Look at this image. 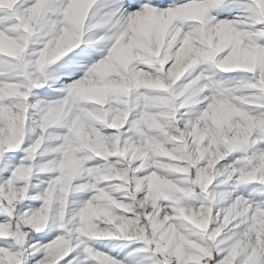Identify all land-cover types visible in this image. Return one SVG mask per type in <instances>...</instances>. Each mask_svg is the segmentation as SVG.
I'll return each instance as SVG.
<instances>
[{
	"label": "snow or ice",
	"instance_id": "6c2138e0",
	"mask_svg": "<svg viewBox=\"0 0 264 264\" xmlns=\"http://www.w3.org/2000/svg\"><path fill=\"white\" fill-rule=\"evenodd\" d=\"M0 264H264V0H0Z\"/></svg>",
	"mask_w": 264,
	"mask_h": 264
}]
</instances>
